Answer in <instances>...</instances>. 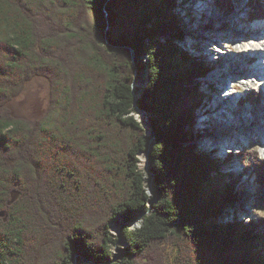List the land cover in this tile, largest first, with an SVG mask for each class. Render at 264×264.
I'll use <instances>...</instances> for the list:
<instances>
[{
  "label": "trees",
  "instance_id": "obj_1",
  "mask_svg": "<svg viewBox=\"0 0 264 264\" xmlns=\"http://www.w3.org/2000/svg\"><path fill=\"white\" fill-rule=\"evenodd\" d=\"M177 6L0 0V264H166L167 246L175 264H264L262 225L220 223L238 186L218 182L219 161L191 144L212 68L176 42ZM38 78L50 86L46 113L15 116L10 103ZM136 109L151 116L152 144ZM150 150L151 196L138 165ZM252 163L263 184L264 160ZM120 220L117 236L109 225Z\"/></svg>",
  "mask_w": 264,
  "mask_h": 264
},
{
  "label": "rangeland",
  "instance_id": "obj_2",
  "mask_svg": "<svg viewBox=\"0 0 264 264\" xmlns=\"http://www.w3.org/2000/svg\"><path fill=\"white\" fill-rule=\"evenodd\" d=\"M215 2V0H177L178 6L175 11V14L182 18L180 20L182 27L185 29L183 38L176 42L185 51L189 50L194 57L205 58L212 68L209 75L199 81V90L203 94L204 100L201 109L196 113L195 123L190 127L193 141L191 144L194 145L199 154L211 156L219 161L224 174L217 178L218 182L225 180L229 184L235 183L238 186L237 200L233 205L225 206L219 219L220 223L235 221L256 222L258 225H262L259 232L261 231L263 234L264 183H260L258 175L255 174L252 168V160L254 156L264 160V137L254 132L256 128H260L264 123L262 120H256L258 111L264 113V87L262 86L264 82L257 81L256 74H252L250 71L243 72L239 69V66H247L250 68L249 70L257 72L258 77H262L264 76V74L261 75L264 70V61H262L264 54L257 55L255 52L248 50V60H245L240 58L238 51L241 50V47H244L242 48L244 51L254 48V37L249 30L260 26L259 24L264 22V20L261 21L264 18L261 19L262 16L260 15L264 11V0L260 8H253V10L248 4L250 3L249 0H234L233 7L230 10H226V12L220 9ZM203 3L207 6V11L205 12H202L200 8ZM217 21L219 22L218 24L227 25L230 28L228 30L222 29L218 33L212 28V26L217 24ZM239 27L243 30L242 34H237ZM230 32L237 34V36H234L229 45L228 36ZM163 39L168 40V38ZM213 39L221 44L214 43V41H211ZM221 45L224 46V49L222 48V51L225 52L224 54L219 53ZM221 54L227 55L222 56ZM228 55H230L229 58H227ZM256 57H259V61ZM260 66L263 67L260 68ZM220 72L221 75L216 77L215 74ZM235 76L240 78L235 79ZM222 83L224 86H222ZM145 84L146 82L138 81L134 83V87L144 88ZM224 92L234 93V100L230 99L231 103L233 102L232 106L228 99L218 102V100L228 98V95L223 96ZM249 97L254 99L249 102ZM258 97L260 99L259 102H254ZM49 98L50 86L48 81L38 78L30 82L24 92L10 103V108L17 117L37 120L46 113L49 106ZM215 106L218 108L215 109ZM241 109L244 110L243 113ZM241 114L246 115L245 119L250 123L248 125L249 131L244 129L246 128L245 125H240L239 123L242 121ZM134 118L144 127L148 134L151 126V116L142 110L136 109ZM221 119L234 120L237 130L234 132L220 130V124L216 126V120L220 121ZM138 158L139 169L145 173L148 194L151 196L152 193L149 188L151 184L150 162H147V154L146 165L141 162L140 154ZM247 187L252 189L254 193L250 195L246 190ZM251 199L256 202L255 205H252ZM140 219V216H137V220L131 227H139ZM119 222L122 226L116 222H112L109 225L111 233L117 236L120 235L121 227L125 226L121 220ZM117 247L124 249L125 243L120 240L118 245L113 247L114 255L118 254L119 249ZM165 251L166 264H175L177 250L174 247L167 246ZM80 262H77V264H93L85 259H81Z\"/></svg>",
  "mask_w": 264,
  "mask_h": 264
},
{
  "label": "bare ground",
  "instance_id": "obj_3",
  "mask_svg": "<svg viewBox=\"0 0 264 264\" xmlns=\"http://www.w3.org/2000/svg\"><path fill=\"white\" fill-rule=\"evenodd\" d=\"M201 9H202V12H205V11H207V6H206V4L205 3H203V5L200 7ZM261 21H263V20H261ZM219 22L217 21V24H215L214 26H212V28L215 30V31H217L218 33L222 30V29H229L230 28V26H224L223 24H218ZM229 25V24H228ZM260 26H256L254 29H251V30H249V32H251V34L253 35V37H254V45H253V49H251V48H249V49H247V50H243L242 48H244V47H241V50L240 51H238V55L240 56V58H242V59H245V60H248V56H249V54H248V50H250L251 52H255V54H257V55H259V54H264V22L262 23V24H259ZM232 28V27H231ZM243 33V30L239 27L238 28V30H237V34H242ZM237 34L235 35L234 33H232V32H230V34H229V45H230V43L232 42V40L234 39V36L236 37L237 36ZM223 37V36H222ZM211 41H214V43H216V44H218V45H220L221 43H218L217 42V40H211ZM241 44H243L242 42H240ZM217 46V45H216ZM221 48H220V50H219V53H225L224 51H222V48L224 49V46H220ZM214 50H216V49H214ZM218 51V50H217ZM228 54V53H227ZM227 54H225V55H227ZM222 55V54H221ZM225 55H222V56H225ZM229 56L230 55H228V57L227 58H229ZM261 56V55H260ZM264 57V56H263ZM262 61H264V58H262ZM225 62V61H224ZM261 64V63H260ZM261 67H263V66H260V68ZM239 69L240 70H242L243 72L244 71H250V73H252V74H256V80L257 81H260V82H264V76H262V77H258L259 75H258V73L257 72H254V71H252V70H249L250 68H248L247 66H239ZM223 70V69H222ZM262 70V69H261ZM262 74H264V70L261 72V75ZM216 75V77L217 76H219V75H221V72L220 73H218V74H215ZM235 79H238V78H240L239 76H235L234 77ZM253 79V78H252ZM224 84H226V83H224ZM227 85V84H226ZM222 86H224L223 85V83H222ZM262 86L264 87V84H262ZM227 87H228V85H227ZM227 87H226V89H227ZM226 91V90H225ZM228 91V90H227ZM226 96V95H228V98L226 97V98H223V99H221V100H218V102H221V101H226L227 99L229 100V103L231 104V106L233 105V102L231 103V101H230V99H233L234 100V98H235V95H234V93H231V92H224V94H223V96ZM218 104V103H217ZM220 105V104H219ZM216 108H218L217 106H215V109ZM220 108V107H219ZM242 110V109H241ZM230 111V110H229ZM243 111L244 110H242L241 112L243 113ZM228 112V111H227ZM246 113V112H245ZM243 116V117H242ZM245 116L246 115H243V114H241V122H239L240 123V125H245L246 126V128H244L246 131H249V129H248V125L250 124V123H248L249 121L248 120H246L245 119ZM256 116H257V121H259V120H262V121H264V113H262V111L261 112H257L256 113ZM261 117V118H260ZM217 121V123H216V126H218L217 124H220V126H219V129L221 130V129H223L225 132H228V131H232V132H234L235 130H237V128H236V125H234V120H230V119H224V120H220V121H218V120H216ZM257 135H260L261 137H264V123L260 126V128H256V131H254ZM250 133V132H249ZM250 135V134H249ZM252 136V135H251ZM263 140V139H262ZM222 143V142H221ZM221 149H222V147H221ZM140 159H141V162H143V165H146V153H141L140 154ZM247 191H248V193L251 195V194H253L254 193V191L252 190V189H250V188H248L247 187V189H246ZM251 202H252V205H255L256 204V202L253 200V199H251Z\"/></svg>",
  "mask_w": 264,
  "mask_h": 264
},
{
  "label": "water",
  "instance_id": "obj_4",
  "mask_svg": "<svg viewBox=\"0 0 264 264\" xmlns=\"http://www.w3.org/2000/svg\"><path fill=\"white\" fill-rule=\"evenodd\" d=\"M179 44V43H178ZM147 137H151V141H150V144L154 143L155 141V137H153V132H152V127L150 126L149 127V132L147 134ZM150 153H151V150L146 152L147 154V162H150ZM3 216V215H2Z\"/></svg>",
  "mask_w": 264,
  "mask_h": 264
}]
</instances>
